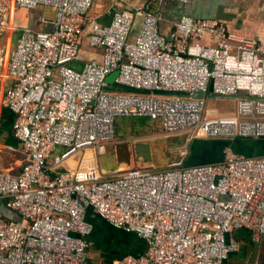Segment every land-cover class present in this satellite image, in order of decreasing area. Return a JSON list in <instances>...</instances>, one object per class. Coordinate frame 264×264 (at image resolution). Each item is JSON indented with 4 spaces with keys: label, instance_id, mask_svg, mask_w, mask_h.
Segmentation results:
<instances>
[{
    "label": "built area",
    "instance_id": "1",
    "mask_svg": "<svg viewBox=\"0 0 264 264\" xmlns=\"http://www.w3.org/2000/svg\"><path fill=\"white\" fill-rule=\"evenodd\" d=\"M92 6V0H0V108L13 112L25 158L19 173L0 164V201L19 215L0 212V264H91L88 209L146 241L142 255L117 264H227L245 243L237 228H248L256 242L264 239V155L226 146L220 163L134 166L111 176L58 167L85 149L103 154L121 117L160 120L168 134L264 138V40L190 16L166 36L161 15L144 8L115 11L101 25L90 17ZM38 7L53 11L50 31L15 25L18 10ZM138 15L142 26L131 39ZM205 36L215 43H202ZM83 41L102 53L78 68ZM115 70V82L152 94L109 89ZM210 94L235 97L236 112H211Z\"/></svg>",
    "mask_w": 264,
    "mask_h": 264
},
{
    "label": "crops",
    "instance_id": "2",
    "mask_svg": "<svg viewBox=\"0 0 264 264\" xmlns=\"http://www.w3.org/2000/svg\"><path fill=\"white\" fill-rule=\"evenodd\" d=\"M92 4L93 6L90 10V17L101 25H108L111 22L112 13L115 11L134 12L139 8H144L151 13H158L161 15L162 21L160 24V30L161 33L166 36L172 33L175 23L179 21L181 17L190 16L196 20H218L227 26L230 33H234L247 39L264 40V0H193L190 4H183L173 0H92ZM15 16L14 23L17 26L32 30L50 31L54 13L49 8L38 7L33 10H18ZM142 22L143 16L138 15L135 18L134 27L130 35L131 39H135L138 35ZM15 34L17 35L16 38H18V33H14V37ZM201 42L206 44L215 43V41L208 36L203 37ZM101 53L102 50L100 48L91 47L86 41H83L81 43L80 58L74 62V65L80 68L87 60L100 58ZM208 96L209 98L215 97L211 94ZM228 98L235 99L236 103L234 104V107L225 110H220L217 107H214L209 110L211 112H216L217 114H234L237 108V99L235 97ZM0 111V164L12 173H19L23 167L25 158L21 142L15 134H13L12 124L14 114L7 108H0ZM150 120L154 121L152 125L138 126L144 127L145 129L141 133H133L130 130L129 133H122L119 137H115L114 133L113 141L108 145L106 151L113 152L116 162L117 157L115 146L117 143L123 141H130L131 144H135L136 142L145 143L149 147L152 159V154H157L160 149L159 146L155 145L158 140L163 141L168 149H171V153L179 151L184 153L183 149H188L189 151L190 143L196 141V150L199 151L197 154L202 156L208 155L209 159H207L206 162L215 163L220 161L221 158L219 157L213 158V155L220 150H210L212 146L215 147L214 143L218 138L209 139L202 135H192L189 132L168 134L163 130L160 120ZM170 139L175 140L176 142L180 141L179 145L177 146L175 144V146H169L167 142ZM256 139L264 140V138ZM185 158L186 162L183 166H181L182 164L180 165V163L175 162L176 160L174 159L169 161L164 168L155 170H166L175 167V164L176 166L180 165L181 167L198 164L197 161H192L190 159V153ZM149 163L150 162L142 163L141 160H137L127 166L117 162L115 170L107 174L101 168L100 160L99 157H97L96 152L92 148H89L72 155L63 163V165L58 167V170L98 168L99 175L111 176L134 166L154 169V165ZM85 219L92 226V231L87 239V259H89L91 264H117L118 261L126 256H140L146 251L147 243L144 239L134 233H128L111 226L95 215L91 209H88L86 212ZM242 252H244L243 249L238 255H243Z\"/></svg>",
    "mask_w": 264,
    "mask_h": 264
},
{
    "label": "water",
    "instance_id": "3",
    "mask_svg": "<svg viewBox=\"0 0 264 264\" xmlns=\"http://www.w3.org/2000/svg\"><path fill=\"white\" fill-rule=\"evenodd\" d=\"M118 74H119V70H115L108 75L107 77L108 82L110 84H113V86H111L109 89L111 90L119 89L124 92H133L135 94H143V95L152 94V92L149 90H140L139 88L136 87L115 82V77ZM209 90L210 91L213 90L212 84L210 85ZM153 94L156 96H179V97H192V98H202L204 96V94L201 92L194 93L193 95H187L181 92L154 91ZM211 95L215 96V94H211ZM218 141H221V142H217L220 144V146L217 148V143L215 142L214 143L215 147L212 146L210 150L218 149L221 151L213 155V158H218V157L221 158L220 161L223 159V149L226 146H230L236 152L242 153L243 155L246 156H253L252 154L254 151L256 152L254 156L264 155V140L261 139L249 138V137H237L233 139H224V140L221 139ZM115 152H116L117 162L119 164H125L129 166L133 161H137V160H141L142 163L151 161L149 147L145 143L136 142L135 144H131L130 141L119 142L115 146ZM190 159L192 161L195 160L198 162V164H194L192 166L214 164L208 161L206 162V160L209 159L208 155L202 156L197 153H192ZM220 161L215 163H220ZM0 212L9 218L19 219V215L9 210L6 207V205L1 201H0ZM235 232L237 237L243 240L244 242L254 241V237H252L251 231L246 227H239L236 229Z\"/></svg>",
    "mask_w": 264,
    "mask_h": 264
},
{
    "label": "rangeland",
    "instance_id": "4",
    "mask_svg": "<svg viewBox=\"0 0 264 264\" xmlns=\"http://www.w3.org/2000/svg\"><path fill=\"white\" fill-rule=\"evenodd\" d=\"M17 35L15 34L14 37V45H16V38ZM0 43L1 44H5V37H0ZM236 103L234 98H224V97H206V106L208 109H212L214 107H217L220 110H225L228 108H232L234 107V104ZM213 112V111H212ZM216 113V112H213ZM154 121H151L149 118L147 117H140V118H118L116 120L115 123V128H114V133H115V137H119L121 136V134L123 133H129L130 130L133 133H141L143 132L145 129L144 127H138V126H150L153 124ZM224 138H218L215 140V142H221L218 140H221ZM179 141V140H178ZM168 145L169 146H175V144L178 146L179 142H176L175 140H168ZM156 146H159L160 149L157 152V154L153 153L152 154V159L150 161L149 164H153L154 165V169H162L164 168L169 161L171 160H176L175 162L180 163L181 166L185 165V160L187 157V155H190L192 153H198L199 151L196 150L197 148V142L196 141H192L190 143V147H189V151L188 149H183L184 153H182V151L179 152H174L171 153V149H168V147L166 146V144L161 141L158 140L157 143L155 144ZM176 146V147H177ZM220 146L219 143H217V148ZM162 151V152H160ZM99 160H100V166L101 168L108 174L111 173L112 171L115 170L116 166H117V162L116 159L114 157L113 152H108L105 151L103 154L99 155ZM174 165V164H173ZM179 165V166H180ZM176 167V164L174 165ZM245 244V243H244ZM244 244H243V249H244ZM254 249V255L251 256V258H248V261H245V259H238L236 260L233 264H264V239L262 241L257 242V244L252 247ZM252 249V250H253ZM256 252V254H255ZM236 255V254H235ZM234 255L231 257L233 258Z\"/></svg>",
    "mask_w": 264,
    "mask_h": 264
},
{
    "label": "trees",
    "instance_id": "5",
    "mask_svg": "<svg viewBox=\"0 0 264 264\" xmlns=\"http://www.w3.org/2000/svg\"><path fill=\"white\" fill-rule=\"evenodd\" d=\"M255 154H256V152L254 151L252 155L254 156ZM256 244H257L256 241L245 242L244 249H243L244 252H242L243 255H241V254L234 255L233 258H230L228 260L227 264H233L238 259H240V260L245 259V261H248V258H251V256L254 255V249L252 247H254ZM255 254H256V252H255Z\"/></svg>",
    "mask_w": 264,
    "mask_h": 264
}]
</instances>
